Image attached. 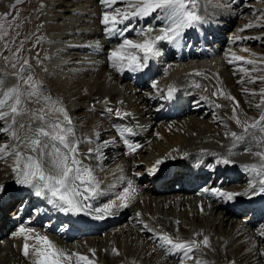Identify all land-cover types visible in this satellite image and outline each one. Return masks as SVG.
Wrapping results in <instances>:
<instances>
[{"label":"bare ground","instance_id":"bare-ground-1","mask_svg":"<svg viewBox=\"0 0 264 264\" xmlns=\"http://www.w3.org/2000/svg\"><path fill=\"white\" fill-rule=\"evenodd\" d=\"M20 1L0 0V16L11 11L15 16L18 12L16 23L22 24L16 42L9 45L11 50L5 49L0 41V75L6 77L5 86H14L16 78L11 75L13 69L5 66L3 57H12L19 42L28 37L21 60H29L34 78L45 93L62 101L77 137L94 140L93 144H83L80 150L86 152L89 147L101 145L103 159L95 174L102 182L104 195L90 203L94 208L102 207L115 199L127 180L133 181L136 197L129 207L106 216V222L105 218L95 219L94 212L65 214L35 196L33 190L15 184L11 167L0 161V184H4L8 192L7 197L0 200V264H31L22 255L23 237L13 236L22 225L34 229V233L47 235L68 254L88 256L94 264H196L197 260L203 264H264V235H261L264 228L254 230L252 220L247 223L237 218V214L245 210L243 207L250 204L252 216L262 219L264 194L253 196L249 192L227 201L203 191L213 187L222 191H248L252 175L242 166L259 163L258 158L238 148L236 151L241 154L231 158L234 163L218 164L220 171L215 176L209 177L204 169L217 160V155L213 154L223 155L231 147L232 139L226 138L225 132L242 131L233 119L235 102H238L235 115L241 121L260 116L262 109L257 105L264 101L261 95L264 79H260L264 77V26L259 16L248 13L249 24L239 20L234 28L236 18L232 16L237 9L229 8L225 1L214 7L213 1L205 0L214 19L213 25L203 22L198 27L214 32L213 41L204 44L209 55L201 56L198 48L189 57L179 55L182 51L173 49L176 44L161 42L158 45L161 54L152 60L153 68L133 76V72L127 70L118 73L110 65V51L123 38L105 35L101 21L104 11L111 9L101 0H24L21 4ZM201 6L199 0V13ZM114 7L126 8L127 0ZM200 15L204 17L206 13ZM245 17L246 14L241 15L242 19ZM133 22L136 28L152 25L157 29L160 23L151 17ZM246 25L256 27L242 32ZM159 34L158 30L151 33L152 36ZM13 35L10 32V36ZM131 36L140 37L135 32H131ZM190 36L191 32H187L183 38ZM237 37L242 39L237 40ZM247 37L252 39H245ZM193 44H197V39ZM2 50H5L3 54ZM250 52L255 64L229 63L233 53L249 60ZM37 58L42 61L39 66ZM157 73L159 76L153 83L156 87H153L150 76ZM169 86L179 89L171 101L164 99ZM107 108L113 111L110 113ZM175 108L178 110L173 113ZM117 110L120 115L116 114ZM0 127H3L2 121ZM122 133L129 140L144 145L133 159L123 151ZM105 141L107 146H103ZM6 142L7 136L0 134V144ZM261 147L264 148V144ZM258 150L253 148V152ZM157 160L162 163L156 166L154 174L149 173ZM84 162L97 166L94 159ZM196 162L199 163L189 171L188 166ZM121 176L123 182L119 179ZM180 177L192 182L183 193H175L172 188ZM208 178L211 180L207 183ZM13 190L20 194L19 198L14 197ZM257 208H261L259 212ZM29 212L33 215L27 216ZM45 218H49L46 227L39 229L38 224ZM89 223L93 227H89ZM145 223L155 231L143 230ZM59 224L62 226L55 231ZM162 233L174 239L178 236L179 242L192 239L199 242L203 236H208L210 247L201 245L200 250L191 253L192 259L186 258L188 254L184 250L166 255L159 247L158 237ZM85 234L90 237L83 238ZM113 249H117L119 255Z\"/></svg>","mask_w":264,"mask_h":264},{"label":"snow or ice","instance_id":"snow-or-ice-1","mask_svg":"<svg viewBox=\"0 0 264 264\" xmlns=\"http://www.w3.org/2000/svg\"><path fill=\"white\" fill-rule=\"evenodd\" d=\"M101 3L111 9V11H104L101 21L105 35L123 38L122 42L111 50L108 56L111 67L121 74L125 70L129 72L143 71L148 67L150 60L161 54V49L158 47L161 42L178 45L180 38L187 30H194L204 22L198 11L199 0H127V7L124 9L114 7L118 3H124V0H101ZM9 16H12L11 12L0 16V41H3L2 46L5 49L11 50L9 45L16 42L22 24L16 23L19 19L18 12L12 16L11 20H8ZM149 17L160 22L158 29L152 25L136 28L131 23V21ZM252 27L256 26L246 25L241 31ZM156 30L160 34L152 36L151 33ZM10 32L14 35L10 36ZM128 32H135L142 39L139 42L129 39L125 35ZM27 39L28 37H25V40L19 42V47L13 51L12 57H3L5 66H10L13 69L11 75L16 78V84L6 87V77L0 75V121L3 122L0 134L7 136V142L0 144V161L11 167L15 184L33 190L35 196L45 199L47 204L62 213L76 216L89 215L94 212L95 219H104L106 216L114 215L117 211L129 207L136 197V189L132 180H127L126 186L116 194L115 199L105 203L102 207L94 208L90 203L104 195L101 188L102 182L95 174L97 167L100 166L99 161L103 159L101 145L89 147L86 152L80 150L83 144H93L94 140L92 137H77L72 118L62 101L47 95L40 82L34 78L29 60L27 58L21 60L20 54L24 50ZM240 39L242 38L237 37V40ZM39 43L38 38L37 45ZM96 46L98 47V45ZM244 51H248V49H244ZM233 61L248 65L256 63L251 59L245 60L244 57L237 56L235 53L232 54L229 63ZM37 63H42V61L37 58ZM25 73H27L26 76ZM260 79H264V77ZM153 87L156 85L153 84ZM196 87H200V85L196 84ZM178 91L177 87L169 86L164 99L173 100ZM261 95L264 96V90ZM231 99L234 100V98ZM104 103H107L106 99ZM235 103L233 119L242 128V131L240 133L230 130L225 132V137L232 139L231 147L223 155L213 154L217 155L216 163L233 164L234 161L231 158L241 154L236 151L238 148H242L244 153H251L259 159V163L242 166L245 172L252 175L248 191L243 193L222 191L215 187L203 189L205 193L227 201L241 195H248L249 192L253 196L264 194V148L261 147L264 144V101L257 105L262 109L259 118L245 119L244 121L235 115L238 102ZM30 104L38 105V107H29ZM217 107H221V105H217ZM107 111L111 113L113 109L107 108ZM116 114L120 115L118 110ZM124 131L130 132L129 129ZM123 142L128 144L127 139H124ZM107 144V141L103 142V146H107ZM129 148L133 153L136 151V148L131 145ZM253 148L260 150L253 152ZM93 159L97 161L96 167L84 162ZM161 163L162 161L157 160L153 168L148 170L149 173L154 174L157 171L156 166ZM119 179L124 181L123 176ZM257 186H259L258 190ZM5 195L6 186L0 184V200ZM201 210L203 211V206H201ZM139 215L140 213H137L138 217ZM142 228L148 232L155 231L146 223ZM13 236L23 237L22 255L29 259L31 264H73V261L74 264H94V261L86 255L75 252L68 254L58 248L47 235L34 233V229L30 227L20 226ZM158 238L161 241L159 247L165 251L166 255L176 250H184L188 254L186 255L187 259H192L191 253L200 250L201 245L205 248L210 247L208 236H203L202 241L199 242L196 239L179 242L178 236L174 239L167 233L160 234ZM29 241H33V243H29ZM91 251L95 254L94 249ZM113 252L119 255L117 249H113ZM196 264H203V262L197 260Z\"/></svg>","mask_w":264,"mask_h":264},{"label":"rangeland","instance_id":"rangeland-1","mask_svg":"<svg viewBox=\"0 0 264 264\" xmlns=\"http://www.w3.org/2000/svg\"><path fill=\"white\" fill-rule=\"evenodd\" d=\"M23 1H24V0H21V1H20V4L23 3ZM254 3H256V2H254ZM258 5H259L260 7H256L257 12H254V14H256V15H257V13H258V11H259L260 8H261V9H264V6H263V8L261 7L262 5H264V0H260V1L258 2ZM11 13H12V11H11ZM260 15L263 16V17H260V18H259V21L262 20L263 22H262L261 24L264 26V13H263V11L260 12ZM10 17H11V16H9L8 18H10ZM235 22H236V19H235ZM237 23H239L238 20H237L236 23H234L235 25L233 24V26H236ZM4 52H5V50H2V51H1V54H3ZM250 56H251V60H254V59H253V56H254V55L252 54V52H250ZM254 61H256V60H254ZM37 65L39 66V63H38ZM165 112H166V111H165ZM210 180H211V179L208 178V179H207V183L210 182ZM7 187H8V186H7ZM8 189H9V187H8ZM15 206H16V205H15ZM29 214H30V212L27 213L26 215L28 216ZM240 216H241V217H240ZM240 216H238L237 218H238V219H242V218H244L246 215H240ZM43 220H45V219H43ZM41 223H42V222H40V224H41ZM57 226H60V224L57 225ZM61 226H62V225H61ZM61 226H60V227H61ZM60 227L55 228L54 230H55V231H58V230L60 229ZM85 236H86V237H87V236L90 237L89 234H88V235L85 234V235L83 236V238H85Z\"/></svg>","mask_w":264,"mask_h":264}]
</instances>
